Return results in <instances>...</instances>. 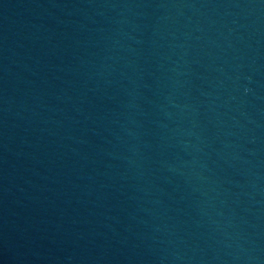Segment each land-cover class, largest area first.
Returning <instances> with one entry per match:
<instances>
[{"label": "water", "instance_id": "obj_1", "mask_svg": "<svg viewBox=\"0 0 264 264\" xmlns=\"http://www.w3.org/2000/svg\"><path fill=\"white\" fill-rule=\"evenodd\" d=\"M0 264H264V0H0Z\"/></svg>", "mask_w": 264, "mask_h": 264}]
</instances>
